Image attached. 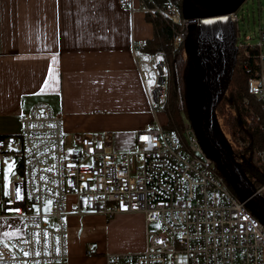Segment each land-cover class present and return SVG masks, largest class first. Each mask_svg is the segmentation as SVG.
<instances>
[{
    "label": "built area",
    "instance_id": "obj_1",
    "mask_svg": "<svg viewBox=\"0 0 264 264\" xmlns=\"http://www.w3.org/2000/svg\"><path fill=\"white\" fill-rule=\"evenodd\" d=\"M116 3L134 9L133 0ZM164 4L143 5L144 13L150 18L160 14L180 25L174 44L184 45L188 56L190 30L182 17V0ZM223 18L235 29V64L243 58V67L252 74L247 80L248 93L264 108V29L260 27L258 43H243L238 40V9ZM144 43L134 47L143 48ZM249 59L254 60L253 68ZM139 64L148 65L155 75L149 88L150 100L156 103L164 92L166 63L139 60ZM20 121L18 134L0 136V159L13 157L21 167V183L11 185L10 197L0 204V216L23 218L22 237L31 243L15 238L9 241L15 247L0 246V264L65 262L69 251L66 217L72 213H99L111 218L142 213L147 225H160L161 231L147 230L146 248L107 252L103 254L105 264H264V223L234 194L216 161L204 153L190 120L184 123L181 137L157 121L136 134L133 148L123 151L114 145L111 131L77 135L69 143L63 116L46 104H37ZM217 121L223 141L239 163L231 132ZM13 185L21 188L23 200L15 198ZM48 200L53 203L51 211L45 213ZM17 208L19 213L14 211ZM36 209H40L39 214ZM33 234H39V244ZM33 247L41 256L24 257L23 250ZM56 247L61 249L60 255L55 253ZM93 250L87 253L91 255Z\"/></svg>",
    "mask_w": 264,
    "mask_h": 264
},
{
    "label": "crops",
    "instance_id": "obj_2",
    "mask_svg": "<svg viewBox=\"0 0 264 264\" xmlns=\"http://www.w3.org/2000/svg\"><path fill=\"white\" fill-rule=\"evenodd\" d=\"M133 5L130 10L116 0H0V136L18 134L21 116L37 104L63 116L69 143L77 135L111 131L114 145L123 151L135 146L138 132L157 121L163 125L143 74L148 65L139 64L155 63L156 55L145 57L142 48L134 47L154 37L153 23L140 0ZM12 160L15 174L0 183V204L21 180ZM119 218L127 245L102 243L109 224L105 215H68V259L60 264H105L107 252L146 248L145 216ZM24 225L19 216H0V232L19 229L22 236ZM91 248L94 253L89 255Z\"/></svg>",
    "mask_w": 264,
    "mask_h": 264
},
{
    "label": "water",
    "instance_id": "obj_3",
    "mask_svg": "<svg viewBox=\"0 0 264 264\" xmlns=\"http://www.w3.org/2000/svg\"><path fill=\"white\" fill-rule=\"evenodd\" d=\"M245 1L182 0V17L190 30L187 53L195 72L190 79L187 113L204 153L216 161L234 194L264 223V196L223 141L215 113L228 91L235 64V29L223 16L234 13Z\"/></svg>",
    "mask_w": 264,
    "mask_h": 264
},
{
    "label": "trees",
    "instance_id": "obj_4",
    "mask_svg": "<svg viewBox=\"0 0 264 264\" xmlns=\"http://www.w3.org/2000/svg\"><path fill=\"white\" fill-rule=\"evenodd\" d=\"M168 1L170 0H140L144 7L164 6ZM146 16L153 23L154 37L146 40L140 52L145 57L159 55L166 63V71L169 73L166 80L168 92L163 102L158 100L162 105V112L168 116V122L163 128L175 130L181 137L185 130L184 123L189 119L187 96L190 92L194 64L192 59L184 54V45L174 44L180 25L160 14L155 18ZM243 60L241 58L235 64L228 91L216 107L215 113L219 119H223V125L230 130L232 140L244 145L241 150H236L237 152L257 153L259 169L243 164L240 166L257 188H264V108L257 97L248 93L247 80L252 74L243 67ZM248 64L253 68L254 60L249 59ZM178 94L182 102L178 101ZM16 165L21 173L20 165ZM261 195L264 196V191Z\"/></svg>",
    "mask_w": 264,
    "mask_h": 264
},
{
    "label": "rangeland",
    "instance_id": "obj_5",
    "mask_svg": "<svg viewBox=\"0 0 264 264\" xmlns=\"http://www.w3.org/2000/svg\"><path fill=\"white\" fill-rule=\"evenodd\" d=\"M162 7V6H159ZM238 15H240V22H238V28L241 30L240 32V36H239V41H242L243 43H247V44H256L258 43V35L260 33V29L263 28L264 29V0H246L243 4L242 7L238 8ZM261 27V28H260ZM158 60H163L159 55H156V60L154 61L155 63H157ZM143 74L145 75L146 78V85L147 88H149L150 83L153 81V79L155 80V75L154 73L152 74L151 71H149L150 69L148 68V66H144L143 68ZM164 79H165V85H163L164 87V92L162 94V97H160L159 100H161L163 102V100L166 99V94L168 92V87L166 85V80L169 77V73H167L166 71V66H165V71H164ZM195 72L193 71V74ZM199 79V76L197 78V80ZM195 88V87H194ZM193 88V91H194ZM196 89V88H195ZM191 90H192V86H191ZM157 101V100H156ZM178 101L182 102L180 95L178 94ZM154 106L156 108L157 111H159L157 113V118L159 119V121L161 123H163V126H165L166 124V117L165 115L161 114L162 112V105L160 103H158V101L156 103H153ZM216 119L218 120V123H222L223 124V119L222 118H218V115H216ZM189 119H186V121H188ZM165 122V123H164ZM168 122V120H167ZM225 127V126H224ZM226 129L230 132V130L226 127ZM237 144V142H236ZM237 148L235 149V154L238 158L239 164H243L246 167H250V168H260L258 163V157H257V153L254 152H248L246 153V151H241V152H237L236 150H241L242 147H244L243 144H237ZM123 147H128V145L124 144ZM13 158H11L10 156L6 159H4L3 161L0 160V183L2 182V180L4 181H10L11 180V176L12 174H15L14 171V163ZM9 165L12 166V171L9 172ZM19 175V174H18ZM258 190L260 191V193H262L264 191V188H258ZM2 191L0 189V196L2 195ZM108 220V230H105V234L103 236V242L106 241L107 243H113L115 242L118 245H127L128 242L125 238V234L123 232V228L121 227L122 225V220L119 218L118 219V215H114L112 216V218L109 216L107 217ZM157 223L154 224H149L147 227L148 229L154 233L156 231H161V227H156ZM159 225V224H158ZM115 233H113V232Z\"/></svg>",
    "mask_w": 264,
    "mask_h": 264
},
{
    "label": "snow or ice",
    "instance_id": "obj_6",
    "mask_svg": "<svg viewBox=\"0 0 264 264\" xmlns=\"http://www.w3.org/2000/svg\"><path fill=\"white\" fill-rule=\"evenodd\" d=\"M53 60L55 61V57H53ZM144 139H147V137H144ZM87 143V142H86ZM70 167H73L75 165H69ZM12 171V166L9 165V172ZM13 193L15 195V198L17 200H23L24 199V196L22 195L21 193V188L18 186V185H13ZM5 196L8 195L7 192L4 193ZM52 201L51 200H48L46 201L45 203V206H44V211L45 213L47 212H50L51 211V208L50 206L52 205ZM14 211L16 213H19L20 212V209L17 208V209H14ZM36 212L37 214H39L40 212V209H36ZM156 227H160V225H156ZM19 229H17L16 231L14 232H0V246L4 247V248H13L15 247L14 245H11L9 242H5L6 240L7 241H10L12 238H16V239H19L22 243H31L30 240L28 239H24L22 236L18 235L19 233ZM45 237L47 236V234H43ZM33 236L35 237V242L36 244H39L40 243V236L39 234H33ZM55 253L57 255H60L61 253V249L59 247H56L54 249ZM45 255H47V251H45L44 253ZM0 256H2V254H0ZM23 256L24 257H40L41 256V251L35 247H33L31 250H28V249H25L23 250ZM34 264H40L39 260H34ZM57 264H59V261H57Z\"/></svg>",
    "mask_w": 264,
    "mask_h": 264
}]
</instances>
